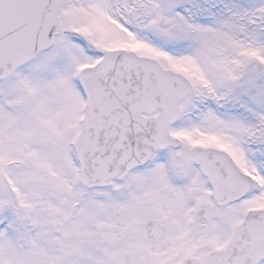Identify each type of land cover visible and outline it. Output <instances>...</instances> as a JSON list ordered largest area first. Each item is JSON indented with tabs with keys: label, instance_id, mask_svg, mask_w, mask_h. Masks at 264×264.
Returning a JSON list of instances; mask_svg holds the SVG:
<instances>
[{
	"label": "snow or ice",
	"instance_id": "snow-or-ice-1",
	"mask_svg": "<svg viewBox=\"0 0 264 264\" xmlns=\"http://www.w3.org/2000/svg\"><path fill=\"white\" fill-rule=\"evenodd\" d=\"M0 264H264V0H0Z\"/></svg>",
	"mask_w": 264,
	"mask_h": 264
}]
</instances>
